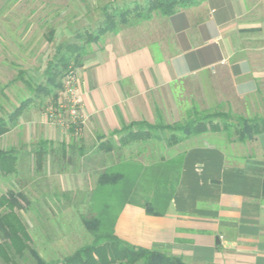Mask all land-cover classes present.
Here are the masks:
<instances>
[{
	"label": "crops",
	"instance_id": "crops-1",
	"mask_svg": "<svg viewBox=\"0 0 264 264\" xmlns=\"http://www.w3.org/2000/svg\"><path fill=\"white\" fill-rule=\"evenodd\" d=\"M252 1L203 0L172 16L154 13L139 32L124 37L118 32L111 45L87 53L76 69L83 114L80 135L75 136L73 125L66 129L43 123L36 138L48 142L54 153L60 148L44 162L61 164L70 148L82 160L90 154L89 146L96 143L100 149L105 137L124 125L180 121L176 91L185 81L200 85L204 102L216 101L232 110L241 105L239 115L264 117V44L258 45L264 12L259 19H248L256 6L264 9V0ZM222 71L232 80H221ZM18 73L8 86L21 80ZM199 76L210 80H185ZM17 128L19 121L8 133ZM225 135L208 131L171 146L159 141L160 146L154 145L162 150L154 153L145 151L153 139L141 142L147 149L129 154L125 150L131 144L111 141L114 148L107 152L111 159L104 170L130 163L177 164V184L164 213L151 215L127 203L115 234L133 247L159 250L188 264H264V133L244 142ZM97 154L88 157L98 169L90 168L87 174L92 177L98 171L96 181L102 172Z\"/></svg>",
	"mask_w": 264,
	"mask_h": 264
},
{
	"label": "rangeland",
	"instance_id": "rangeland-1",
	"mask_svg": "<svg viewBox=\"0 0 264 264\" xmlns=\"http://www.w3.org/2000/svg\"><path fill=\"white\" fill-rule=\"evenodd\" d=\"M147 0H0V117L7 118L8 115L18 106L22 99L33 98L34 92L29 91V81L32 84L44 82L42 74L50 59L53 58L56 47L60 42H71L83 44L84 41L75 36L84 35L85 32H96L105 20L104 7L108 12L123 11L126 8L133 9L135 4L145 5ZM249 0V3H252ZM264 6V4H262ZM249 13L248 19L258 18L264 9L259 10L258 6ZM119 35L121 37L135 34L140 31L139 26L144 22H135L134 17L129 18L128 25L120 22L117 17ZM155 22L151 23L154 24ZM148 25H144V29ZM148 28V27H147ZM55 30L54 40L49 39V31ZM258 45L264 44V35L260 37ZM85 40V39H84ZM111 40H117L115 34L108 32L98 42L86 46L88 53L100 51L103 47L111 45ZM1 46L4 48L2 49ZM74 71L77 74L76 71ZM19 71H26L25 77L31 80H15L7 85L12 78L17 76ZM221 80H232L227 72H218ZM245 78L242 77L241 80ZM185 80H210L208 77H193ZM261 80V79H260ZM264 80V79H262ZM177 89V88H176ZM200 85L195 81H185L177 89L179 95V109L182 113L181 120L171 124L160 123L158 125L175 126L177 123L184 124L192 117L186 116V111L198 108L200 112H229L232 116L226 120L229 124L237 125L238 111L240 108H227L226 104L216 105V101L204 102ZM61 97L55 101L51 97L41 96L34 98L33 104L26 109L19 118L21 128L0 138V149H16L19 157L17 172L5 175L0 171V195L14 191L18 194L19 206L16 211L22 219L31 237L30 246L35 249L45 260L63 259L73 254L79 248L89 245L94 241V235L87 230L83 223L84 218H93L97 215L104 216V226L107 229L115 223L123 205L128 200L146 202L151 199L155 189L151 186L144 190L137 186L130 195L115 196L104 191L99 196L91 198L92 188L96 186L98 171L95 170L92 177L90 168L98 169L90 163L88 156L97 153L100 156L98 163L99 172L104 170L110 163L107 151L99 149L98 144L89 146L84 159L76 155L72 148L67 150V155L61 164H48L44 162L43 169H38L36 164L35 150L39 148L40 142L37 139V132L40 126L46 121L57 127L70 129L71 119L68 113V103L65 89ZM235 104V102L233 103ZM61 106H64L61 108ZM35 108V109H34ZM39 116V118H37ZM192 116V115H191ZM245 117V116H242ZM252 119L251 117H245ZM83 120V118H82ZM222 124L223 119H216ZM82 123H79L75 136L80 135ZM31 125V128L29 127ZM39 126V127H37ZM38 129V130H36ZM122 129V128H121ZM122 133L110 134L105 141L118 142ZM173 131L152 130V134L160 136L162 142L172 135ZM231 137L238 139L234 129H231ZM177 135L181 134L176 132ZM228 135V134H227ZM225 135V136H227ZM101 142V140H99ZM75 145L78 141H74ZM141 142L131 143L126 154L131 150L138 151L146 148ZM151 148H146L151 153L161 152L154 145L161 144L154 142ZM50 146H48L49 148ZM57 149V150H56ZM55 153L60 151L56 148ZM54 150V149H53ZM51 154L46 157L50 161ZM175 168L177 167V164ZM61 170L65 173L64 181L58 175ZM111 171V170H110ZM67 174V175H66ZM108 194V195H107ZM98 195V194H97ZM158 208V207H157ZM161 209V207H159ZM3 241L0 237V242ZM0 264L7 263L0 256ZM11 264H36L35 257L30 251L17 256Z\"/></svg>",
	"mask_w": 264,
	"mask_h": 264
},
{
	"label": "trees",
	"instance_id": "trees-1",
	"mask_svg": "<svg viewBox=\"0 0 264 264\" xmlns=\"http://www.w3.org/2000/svg\"><path fill=\"white\" fill-rule=\"evenodd\" d=\"M202 1L147 0L145 5L135 4L133 9L126 8L121 12L115 11L112 13L104 7V24L96 32L87 31L84 35L78 34L75 36L84 41L83 44L62 42L57 45L53 58L46 65L43 74L44 82L32 84L29 81L30 91L34 92L33 98L23 100L7 118L0 117V138L18 124L24 111L33 104L34 98L45 96L51 97L55 101L59 99V92L64 90V77L71 69L82 65L88 53L86 46L98 42L108 32L113 34L119 32L117 17L124 25L130 24V17H134L135 22L139 23L150 20L154 13L162 16H172L181 8L193 7ZM54 35L55 30L51 29L49 31L51 41L54 40ZM26 74V71H19V79L26 80ZM231 116L229 112L205 111L199 113L196 109L189 114V117L192 118L184 124L177 123L175 126H164L152 125L147 122H135L124 125L122 129L112 134L125 132L119 138L120 146L125 147L137 141L145 142L151 139L161 141L160 136L152 134V130L159 129L173 131L172 135L166 139L170 146L180 143L186 137L208 131H225L231 137V129H234L238 140L242 142L264 133V117L247 119L238 116L237 125H234L226 121ZM216 119H223L224 122L220 124ZM176 132L181 134L177 135ZM48 146V142L41 141L39 148L34 152L38 169H43L46 156L52 152ZM113 148L111 142H104L101 144L100 149L109 152ZM65 149L66 147H63L64 151H66ZM18 158L16 149H0V171L5 175L16 173ZM176 168L175 165L146 167L141 164L130 163L103 170L99 175L95 189L92 191L91 198L94 199L95 196H99L104 191L111 194V199L116 195H130L137 186H142L146 191L149 190L150 187H147L149 185L155 189V192L150 195L152 196L150 200L146 202L128 200L123 207L127 203H133L144 207L148 214L161 215L164 213L177 184ZM18 206V194L16 192L10 190L8 194L0 195V237L3 239L0 242V256L7 263H13L15 257L30 251L35 257L36 264H188L180 257L159 250L131 246L115 234L116 221L110 229H107L104 226V216L97 214L93 218L83 219L87 230L94 235V241L91 244L79 248L73 254L61 260L47 261L30 246L31 237L16 211Z\"/></svg>",
	"mask_w": 264,
	"mask_h": 264
},
{
	"label": "built area",
	"instance_id": "built-area-1",
	"mask_svg": "<svg viewBox=\"0 0 264 264\" xmlns=\"http://www.w3.org/2000/svg\"><path fill=\"white\" fill-rule=\"evenodd\" d=\"M77 80V74L74 69H71L63 79L65 93L68 97V113L72 122L71 124L75 126L76 130H78V124L83 122L82 99ZM63 107L61 106V108Z\"/></svg>",
	"mask_w": 264,
	"mask_h": 264
}]
</instances>
